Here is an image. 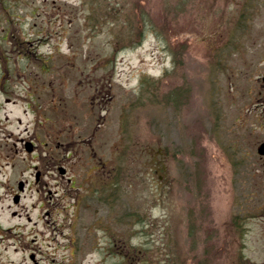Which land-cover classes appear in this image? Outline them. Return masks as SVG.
I'll list each match as a JSON object with an SVG mask.
<instances>
[{"label":"rangeland","instance_id":"rangeland-1","mask_svg":"<svg viewBox=\"0 0 264 264\" xmlns=\"http://www.w3.org/2000/svg\"><path fill=\"white\" fill-rule=\"evenodd\" d=\"M23 1L58 78L37 125L10 105L39 144L13 153L12 190L46 172L12 199L11 264H264V0Z\"/></svg>","mask_w":264,"mask_h":264},{"label":"flooded vegetation","instance_id":"flooded-vegetation-1","mask_svg":"<svg viewBox=\"0 0 264 264\" xmlns=\"http://www.w3.org/2000/svg\"><path fill=\"white\" fill-rule=\"evenodd\" d=\"M20 1L0 0V264H5L3 256L7 258V263L11 264L9 240L13 153H25L23 158H26L28 140L33 143L34 149L39 146L37 133L33 127L31 131L29 130V122L33 125L38 124L40 106L38 98L44 92V78L52 81L58 78V69L53 64V57L58 56L59 52L54 51L51 44L52 25H44L36 9L29 11L24 6L26 2L23 1L22 5ZM44 45H48L50 50L41 49ZM50 70L56 73L48 74ZM18 101L23 103V111L26 114L30 113L32 119L25 123L18 135H15L10 105H16ZM15 121L18 128L23 123L21 117H16ZM161 166V160L157 156L149 164L150 169L154 168L156 172ZM60 178L65 176L61 175ZM66 179L67 182L71 181L69 176ZM24 181L26 185L29 184L26 179ZM34 183L41 184L42 175L34 180ZM28 256L33 264H38L35 252H30Z\"/></svg>","mask_w":264,"mask_h":264},{"label":"water","instance_id":"water-1","mask_svg":"<svg viewBox=\"0 0 264 264\" xmlns=\"http://www.w3.org/2000/svg\"><path fill=\"white\" fill-rule=\"evenodd\" d=\"M259 151H260L261 153L264 152V144H262V145L259 147Z\"/></svg>","mask_w":264,"mask_h":264}]
</instances>
